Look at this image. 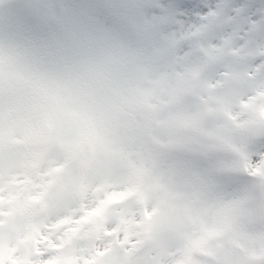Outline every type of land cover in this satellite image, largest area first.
Returning <instances> with one entry per match:
<instances>
[{
    "label": "clouds",
    "instance_id": "clouds-1",
    "mask_svg": "<svg viewBox=\"0 0 264 264\" xmlns=\"http://www.w3.org/2000/svg\"><path fill=\"white\" fill-rule=\"evenodd\" d=\"M173 3L0 0V122L24 118L57 160L47 176L39 160L16 169L22 187L4 199L17 227L0 217V264H142L149 247L164 264H264V88L227 103L264 19L237 47L193 30L166 97L157 49L179 32ZM255 67L251 77L264 59ZM213 73L224 104L194 103ZM133 206L138 225L113 219Z\"/></svg>",
    "mask_w": 264,
    "mask_h": 264
},
{
    "label": "snow or ice",
    "instance_id": "snow-or-ice-1",
    "mask_svg": "<svg viewBox=\"0 0 264 264\" xmlns=\"http://www.w3.org/2000/svg\"><path fill=\"white\" fill-rule=\"evenodd\" d=\"M172 7L177 12L179 32L165 37L163 44L157 49V52L165 57V62L159 66L160 80L157 83L163 85L162 91L166 97L171 96L182 75L178 69L183 64V57L176 54L178 45L193 30H205L208 33L209 41H219L231 35L234 37L233 47H237L246 44L249 39L248 30L252 28L253 24L257 20L264 19V0H174ZM246 48L248 58L231 68L235 75L234 84L228 92L227 103L229 104L245 100L247 92L252 88H264V69L258 70L259 74L251 77V74L257 71L255 65L264 59V36L248 43ZM219 86L213 73L206 82L204 89L195 96L194 103L200 104L214 100L218 106H222L224 102L219 101L214 95L215 89ZM12 175L18 176L19 173L10 172L5 175L3 168L0 167V200L4 199V185L11 182ZM44 182L47 183V180ZM53 186L56 187V183ZM98 189L99 185L93 190L97 191ZM69 190V187L65 188V191ZM148 198L149 194L145 192L136 201V203L143 205L142 215L146 218L151 217L154 212V209L148 207ZM3 211L4 208L0 205V213ZM68 211L71 213L74 210L69 209ZM81 211L87 213L91 209L85 204ZM111 212L115 220L131 221L133 226L139 224L134 206L113 208ZM74 218L79 219V217ZM105 234L112 235L110 231ZM128 242L134 244L135 240L129 236ZM98 253L101 256L104 255L102 250H98ZM82 259L88 261L87 256ZM142 264H164L163 255H158L155 248L149 247L145 251Z\"/></svg>",
    "mask_w": 264,
    "mask_h": 264
},
{
    "label": "rangeland",
    "instance_id": "rangeland-1",
    "mask_svg": "<svg viewBox=\"0 0 264 264\" xmlns=\"http://www.w3.org/2000/svg\"><path fill=\"white\" fill-rule=\"evenodd\" d=\"M80 2L86 3L88 0H80ZM46 144V138L39 135L34 129L28 128L24 118L10 122L7 127L0 122V167L3 168L5 175H7L10 172L17 173V168H26L39 160L41 167L47 166L40 175H48L49 169L57 168V160L47 150ZM44 151H46L45 155ZM5 157H10L11 160L5 162ZM84 164L87 166V161ZM18 173V176L12 175L11 182L4 185L5 192L15 195L22 187L24 173ZM5 203L10 205L7 211H5ZM13 204L14 201L12 200H0V205L4 208V211L0 213V217L7 215L11 218L10 230H15L17 227L15 223L16 211L11 206ZM0 225H2V222H0Z\"/></svg>",
    "mask_w": 264,
    "mask_h": 264
}]
</instances>
